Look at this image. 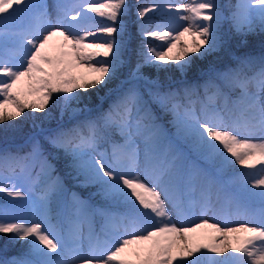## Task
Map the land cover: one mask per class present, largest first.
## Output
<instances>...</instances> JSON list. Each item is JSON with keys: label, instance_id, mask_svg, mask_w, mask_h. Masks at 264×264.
I'll return each instance as SVG.
<instances>
[{"label": "snow or ice", "instance_id": "1", "mask_svg": "<svg viewBox=\"0 0 264 264\" xmlns=\"http://www.w3.org/2000/svg\"><path fill=\"white\" fill-rule=\"evenodd\" d=\"M233 7L231 21L237 32L251 31L256 18L264 27V0H240ZM57 8L61 14L53 22L44 3L0 0V124L16 120L25 110L45 112L54 94L63 101V109L82 111L79 105L85 97L81 93L106 85L117 74L122 39L114 34L122 31L127 0H78ZM162 8L174 26L158 24L155 30L142 33L162 42L146 47L144 64L165 70L175 65L183 72L194 55L203 58L221 46L223 16L216 0H168L163 5L153 0L147 6L138 5L136 15L142 20ZM28 13L31 24L19 29L8 26ZM88 13L106 22L84 27L82 22L91 19ZM100 35L106 38L98 40ZM54 37L63 40L55 55L46 50ZM89 38L91 42H86ZM254 63L258 64L255 70ZM141 67L138 63L137 74ZM202 87L203 95L195 87L182 94L157 91L153 95L174 114L178 132L206 160L220 170L233 165L246 170L230 183H238L249 197L259 199V219L223 226L219 221L209 223L208 190L202 189L199 200L195 198L197 173H190L182 185L173 183V160L157 149L159 126L133 86L106 110L57 128L48 137L53 148L70 157V166L84 175L86 183L98 186V195L126 205L127 210L119 214L101 210L104 228L85 235L82 201H75V218L66 225L54 223L35 206L27 214L0 208V234L29 244L30 258L11 264H264V57L258 62L245 58L236 67L216 73ZM117 135L120 140L114 138ZM137 138L144 143L143 162ZM41 155L40 145L33 144L29 156ZM29 156L0 154V193L13 200H31L21 183L30 175ZM5 168L13 175H5ZM41 200L46 207L47 193ZM225 201L240 207L230 193ZM196 207L199 216L186 220ZM199 229L215 234L203 236L208 242L199 243L193 235Z\"/></svg>", "mask_w": 264, "mask_h": 264}, {"label": "rangeland", "instance_id": "2", "mask_svg": "<svg viewBox=\"0 0 264 264\" xmlns=\"http://www.w3.org/2000/svg\"><path fill=\"white\" fill-rule=\"evenodd\" d=\"M45 1H47V2H45ZM34 2L35 3H44V4L46 3L47 10L49 13V18L53 22H55L58 15L61 14V13H58V11H57V9H58L57 4H63V0H41V1L34 0ZM97 2H102V0H97ZM152 2H153V0H127L128 11L126 12V14H124L121 17L122 31L118 34H114V35H117L118 39H122L120 58H121V62H124L125 65H126L128 59H132V56L136 58V57H139V54L143 55L146 52L147 46H157L160 43H162L161 41H158L154 38L146 37V36L142 35L143 32L155 30L156 26L158 24H169L170 26H174L173 22H170V23L165 22L164 23L161 21L154 22V20L149 21L153 14L157 13L158 11H163V8L161 10L156 11L155 13H149V15L146 16L145 18H143L142 20L137 17V15H136L137 6L138 5L147 6L148 4H150ZM156 2L163 5V4L167 3L168 0H156ZM181 2H183V0H181ZM216 2L220 5V11H221L222 16H223V19L221 21V34L223 36V42H222L221 46L216 51L209 53L208 55L204 56L203 58H200L198 55H194L191 64L196 63L200 59L205 60L206 58H209L208 56H210V55H213V57H216V56L221 55V54L228 55L229 58H232L234 60L237 57V53H234L232 51L228 52V49H229L228 39H230V37H232V36H234V37L246 36V35H249L248 33L252 32L254 30L259 31L258 29L264 28L261 26L260 20L258 18H256L253 22V27H252L251 31L245 30L244 32H237L232 25L231 13L234 10L233 6L236 5L238 2H240V0H235L234 3L229 2V0H216ZM50 13H53V14L50 15ZM87 15L90 17H93L94 19L100 20V23L106 22L104 20V18L99 17L94 13H88ZM76 22L77 21H72V23H76ZM150 22H153V24H150ZM31 23H32V19L28 13V14H22V16L17 18L16 21L9 22L8 26L12 29H19V28L26 27L27 25H29ZM82 23H83L84 27H91L92 25L95 24L93 21L90 22V19L87 21H84ZM165 30H170V28H166ZM229 31H230V33H229ZM105 38L106 37L104 35H100L97 37L98 40H103ZM184 39L190 41L191 37L188 36L187 34H185ZM91 40H92V38H89V40L86 42H91ZM61 43H63V40L61 37H54L49 42V44L46 46V50L50 54L55 55L56 52L59 50V45ZM181 43H182V41H181ZM260 45L261 44H259V46ZM179 46L180 45L178 44L177 47H179ZM176 50L177 49H173V52H175ZM169 69H173L176 71L175 74L173 75L172 79L168 82V83L173 84L174 81H177L179 79H181V80L184 79L183 76L187 72L188 68L186 70H184L183 72H181L176 68L175 65H169L166 70H169ZM164 70L165 69H163V71ZM76 71L77 72H84V71H86V69H76ZM127 72L129 75L128 77H132L133 75L136 76L135 75L136 73L129 74V71H126L124 76L127 75ZM138 76L142 77L144 79L143 82H146V76H143L140 73H138ZM161 78L163 79L164 77H161ZM147 79H148V81H147L148 83H150V82L157 83V81H153L151 78H147ZM110 80H112V79H110ZM110 80H108V81H110ZM152 83H150V84H152ZM112 89H110L109 91H111ZM116 90H118V89H114L113 91H116ZM171 92H176V91H171ZM106 95H107V93L102 94L101 96H103V97L101 98V100L104 99V97ZM29 99H35V97H29ZM153 99H154V105L157 106V108L159 109L160 112L162 111V114L160 115V123L155 122V124H157L159 126V129H160V140H159V143L157 145L158 152L160 151V148H161L162 151L167 150V152L166 151L165 152H166V154H168V156L175 155V158L173 161L174 167L172 169L173 183L175 184V181L177 179V177H175L178 175L177 170L181 169V167H182V165L180 163L187 164L188 163V161H187L188 157L191 156V154H192L201 160L202 165L207 166L206 168H203V169H208L207 170L208 172H209V170H211V171H213L212 173L216 172V174L214 173V175L216 177H213V176L208 177V174L204 173L202 168H200L202 166L201 164H198L199 166H193V168L195 169V170H193L194 173H197L196 178H195L196 192L194 194L196 197H197L198 192L200 191V187L204 188L206 186V183L212 184L211 187H209V189H208V193H209L208 195L210 196L211 203L214 202L216 207L215 206L211 207V210L208 212V215L206 218L209 219V223H215V222L219 221V222H221V226H223L224 224L235 225V224H238V223L246 221V220L247 221L255 220V219L249 220V218L243 214V213H245V214L247 213V208H246L245 204L243 203L242 199L244 197L247 200L251 201L253 199L258 200V198L249 197L246 192H244V193L243 192L242 193H234V192L230 193L239 201L240 207L237 208V206L235 204H232V205H229L227 203L225 204V202H226L225 201V194L227 192L225 191L224 188H223L224 191H220L219 193H216V190H217L216 184L223 182L224 177H227V176H225V174L230 176L229 177L230 180L233 181L234 179H237L239 177V173L241 171H246V170H242L240 168V166H238V165H233L231 168H228L225 170H220L218 164L206 160L205 155L193 145L191 140L188 139L187 137H185L182 133L178 132L177 124H176V118H175L174 114L171 111L165 110L164 108H162L156 102L155 98L152 97V100ZM62 103H63V101L57 100L56 94H54L53 101L49 102V106H48V108L45 109V111L46 110L50 111L51 108L49 109V107H53V110H55V108H56V111H58V114H61V112L63 110V104ZM80 108L83 109L84 107H80ZM84 110L85 109H83L82 111L73 113L71 111V109H69L67 111L68 114L65 116V118L63 120L67 119V120L73 121V120L77 119L79 117V115L82 114V112ZM25 111H26L25 112L26 116L24 115L25 119H27L29 121H33L35 119L34 130L39 129V133H41L43 130H47V129H45L47 127L42 125V124H46V123L44 122L43 115L41 112H34V114H33V112H31L29 110H25ZM156 113H157V111H156ZM62 122L63 121L55 123L54 125H60V124H62ZM137 143L139 145L140 152H141V162H143L144 143H143L142 139H140V138H137ZM58 150L61 152L63 157L70 159V157L67 156L63 150H61V149H58ZM175 150L177 152L174 154ZM56 153H57V151H56ZM38 158L39 157L33 159L29 156V160L27 161V163L31 167L32 164L37 162ZM185 158H186V160H185ZM30 167H29L30 175L26 176L25 179H23L21 181V183L23 185V189L25 191L29 192V194L31 196V200H13L12 198L4 195L3 198L6 199L5 204H7L10 207H12L11 206L12 204L15 205L13 207V209H10V207H9V211L16 209L17 212L27 214L35 206L37 208L38 212L46 211L49 216L52 214L51 212H54V211L61 213L63 210V204L65 203L64 202L65 191L59 192L56 190L57 182L55 179H51V180L49 179V177H48L50 175L49 169H46V171H47L46 174H43L41 172H32L30 170ZM41 169H44V167ZM174 169H175V171H174ZM4 174L7 176L13 175L12 172H4ZM79 176L82 177V174L79 173ZM73 177L75 179H77L78 173H77V175L74 174ZM78 183H80V182H78ZM232 184L236 188H239L241 190L238 183H232ZM226 185L227 184H225V186ZM81 187L83 188L84 186L82 185ZM97 187H98L97 185H94V187L91 188V190L92 189L94 190L93 193H96L95 189H97ZM88 191L86 190V193ZM227 191L232 192L233 190L227 189ZM45 193H47L46 207L43 206V201L41 200V197L44 196ZM198 200H199V198H198ZM78 201H81V200H78ZM83 204H84V212L81 214V221H82L84 233H85V235H87L90 230L93 231L92 230L93 223L91 220L92 216H91V212H90L89 207L85 203H83ZM217 205L224 208V211H223L224 214L222 215L223 218L221 216H219L220 215V213H218L219 206H217ZM76 207H77V205H76ZM76 207H75V211H76ZM56 214H58V213H56ZM199 214L197 211L195 212V214L193 215L195 217V219L199 216ZM50 218H52V217H50ZM173 219L174 220L177 219L176 213L174 214ZM68 221H70V220H67L66 224ZM214 234L215 233H212L211 230L199 229L197 231V233L193 234V235H195L197 237V242L207 243L208 241L206 239H203L202 237L207 236V235H214ZM10 235L11 234H7L5 236V234H1L0 236H2V237L5 236V238H8L11 241V243H13L14 245L18 244V245L29 248L28 241H26V240H11L9 238ZM84 246L85 247L87 246L86 241H84ZM225 255H227V253Z\"/></svg>", "mask_w": 264, "mask_h": 264}, {"label": "trees", "instance_id": "3", "mask_svg": "<svg viewBox=\"0 0 264 264\" xmlns=\"http://www.w3.org/2000/svg\"><path fill=\"white\" fill-rule=\"evenodd\" d=\"M229 2L234 3L235 0H229ZM91 18L93 19L95 24L100 23V20L94 19L93 17ZM166 19L168 20L167 13H165L164 11H158L151 16L149 21L154 20V22H159ZM150 24H153V22H150ZM258 30L259 31L254 30L248 33L249 35L246 36H232L230 37V39H228V52L232 51L234 53H237L236 59L233 60L232 58H229L228 55L223 54L216 57L210 55L208 56L209 58H206L205 60L200 59L196 63L191 64L188 67L187 72L183 76V78L187 80L175 83L180 94H182L186 88L190 89L193 87L197 88L199 92H202L204 81H208L210 78H215L216 73L236 67L240 63V61L245 58H252L254 59V61L258 62L260 58L264 57V28ZM259 44L261 45L259 46ZM138 63L142 64V67L139 70V73L141 75L146 76V78H151L153 81H157L161 84L160 86H157L148 83H142L149 94H154L158 90L164 91L168 89L169 86H165V84H167L172 79L176 71L173 69L163 71V69L158 68L155 65L144 64L143 55L139 54V57L135 58L132 56V59H128L126 65L124 62H121L117 74L112 78V80L108 81L106 85H101L97 86V88L95 89H90L88 93H81V95L84 96L85 99L83 100L81 105H79V107H84L85 105L93 106L98 103L101 95L116 86L120 82L126 71H129V74L136 73V67ZM257 66L258 64L254 63L253 70H255V67ZM208 67L213 68L214 70H210V74L204 73L202 75H199L204 69ZM161 77L164 78L162 79ZM175 85L172 86L175 87ZM133 86L137 89L139 86V82L135 79L127 81L122 85V87H120V89L112 91L111 94L97 106V109L96 107H92L88 110V112L79 115V117L73 121L63 120L68 114L67 111L69 109H63L61 114H58L56 108L55 110H53V107H49V109L51 108L50 111L46 110L42 113L44 122L46 123L42 125L46 126L47 130H43L41 133L32 135L26 142H24L25 139L30 135L32 131H34L35 127V119L33 121H29L24 118L26 111L16 120L5 121L4 123L0 124V154L10 153L20 157L29 156L28 154H30V152L32 151L33 144L38 143L41 147L42 155L37 159V162L31 165L30 170L32 172L39 171L43 174H46V169H49L50 175L48 177L50 180H56V190L59 192L65 191V203L63 204L62 213L56 214L59 212H51L52 214L50 215V217H52V220L56 218L57 221L63 222L65 224L67 217H70L73 212H75L74 206L76 204V200H81L89 207V209H91L93 222L95 224V227L97 228L100 227L102 223L103 216L101 215V210L108 212H125L127 210V206L122 203H115L103 199L100 195L97 194L98 187L97 189H95L96 193H93L94 190H91V188L94 187L95 184L86 183L84 175H82V177L79 176L78 171L70 166V159L63 157L58 149L53 148L52 145L48 142V137L57 128L69 127L79 120H84L96 116L100 111L104 109V107L106 108L108 105L113 103L119 95ZM231 95L235 96L236 93H231ZM142 99L144 101V106L147 112L150 115L154 114L156 116V120H160L162 111L160 112L155 105L156 111L158 113L156 115L155 111H153V108L150 105V101L148 100V98L142 97ZM75 106L77 107V105L75 104L72 105V107ZM61 121H63L62 124L54 125L55 123ZM114 138L116 140H120V137L118 135ZM105 147L110 151L109 145H106ZM193 157L194 162L197 161L201 164V160L199 158L194 155ZM42 166L44 167V169H41L43 168ZM202 167L206 168V165H202ZM3 171L9 172L11 170L5 168L3 169ZM76 172L78 173L77 179L79 181L73 177L74 174L77 175ZM82 185L84 186L83 188L81 187ZM86 190L89 191L86 193ZM4 195L5 194L0 193V208L9 209L10 206L5 204L6 199L3 198ZM11 206L12 207H10V209H13L15 205L12 204ZM10 211L17 212L16 209ZM56 216H58L60 219L58 220ZM6 235L7 234H5V236ZM5 236H0V264H5L6 262L8 264H11V262L14 260L30 258L28 256L29 248L18 244L14 245L8 238H5Z\"/></svg>", "mask_w": 264, "mask_h": 264}]
</instances>
